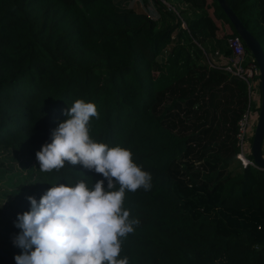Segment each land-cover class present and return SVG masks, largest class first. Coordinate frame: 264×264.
Listing matches in <instances>:
<instances>
[{"label": "trees", "instance_id": "1", "mask_svg": "<svg viewBox=\"0 0 264 264\" xmlns=\"http://www.w3.org/2000/svg\"><path fill=\"white\" fill-rule=\"evenodd\" d=\"M164 1L170 7L0 0V183L13 202L0 203V264L22 252L13 241L28 196L104 179L67 162L39 170L36 152L77 99L97 107L91 137L131 150L152 176L149 190L126 193L124 206L140 223L121 258L264 264V169L237 158L246 85L204 62L217 49L228 56L225 41L237 33L217 0ZM226 1L264 53V0Z\"/></svg>", "mask_w": 264, "mask_h": 264}, {"label": "clouds", "instance_id": "2", "mask_svg": "<svg viewBox=\"0 0 264 264\" xmlns=\"http://www.w3.org/2000/svg\"><path fill=\"white\" fill-rule=\"evenodd\" d=\"M64 115L51 142L35 154L39 170L60 171L67 162L104 179L53 184L39 201L28 196L30 210L18 214L15 223L21 231L13 243L22 250L15 264H128L126 256L121 258L123 241L140 221L130 218L125 196L149 190L152 176L131 150L91 137L90 121L99 118L94 103L77 99Z\"/></svg>", "mask_w": 264, "mask_h": 264}, {"label": "built area", "instance_id": "3", "mask_svg": "<svg viewBox=\"0 0 264 264\" xmlns=\"http://www.w3.org/2000/svg\"><path fill=\"white\" fill-rule=\"evenodd\" d=\"M163 3L169 5L166 1ZM227 48L230 51V57L228 59L223 58L224 54L220 50H215L213 54H205L206 57H217L224 63L219 68L224 69L233 77L244 82L247 89L248 103L245 112L241 115L237 126V147L239 149L237 158L239 159L242 167L247 165L255 166L250 150V143L247 141V137L254 131V123L257 120L258 112L256 113L252 108V104L260 101V87L259 85V73L258 68L254 62V59L245 48L241 38L237 36L228 37L225 41ZM257 89V90H256ZM262 155L264 156V143L262 146Z\"/></svg>", "mask_w": 264, "mask_h": 264}, {"label": "water", "instance_id": "4", "mask_svg": "<svg viewBox=\"0 0 264 264\" xmlns=\"http://www.w3.org/2000/svg\"><path fill=\"white\" fill-rule=\"evenodd\" d=\"M223 12L228 17L230 23L234 27L237 35L241 38L243 44L249 54L254 59L258 68L260 83V107L258 117L253 131L251 142V157L255 166L264 169V156L262 155V146L264 141V53L260 43L254 38L250 31L238 19L236 14L231 10L226 0H217ZM0 258L7 260V255L0 249Z\"/></svg>", "mask_w": 264, "mask_h": 264}, {"label": "rangeland", "instance_id": "5", "mask_svg": "<svg viewBox=\"0 0 264 264\" xmlns=\"http://www.w3.org/2000/svg\"><path fill=\"white\" fill-rule=\"evenodd\" d=\"M115 1L116 2L117 1H122V2L125 1L126 2L125 4L127 7H129V8L133 7L134 9H143L147 5V0H115ZM120 4L123 5L124 3H120ZM184 28H185V26H184ZM229 57H230V54L228 56H224L223 58L228 59ZM204 62L208 66H214L217 68H219L220 65H222V63H224L223 61H221L217 57H206V56H204ZM258 88H259V86H258ZM259 107H260V101L252 104V108L254 109V111L256 113L259 111ZM255 124H256V122L254 123V128H255ZM252 138H253V131L247 137V141L250 143V145L252 142ZM9 187L10 186L8 184L0 183V203H13L11 196L7 195V192H5V190Z\"/></svg>", "mask_w": 264, "mask_h": 264}, {"label": "crops", "instance_id": "6", "mask_svg": "<svg viewBox=\"0 0 264 264\" xmlns=\"http://www.w3.org/2000/svg\"><path fill=\"white\" fill-rule=\"evenodd\" d=\"M138 8V7H137Z\"/></svg>", "mask_w": 264, "mask_h": 264}]
</instances>
